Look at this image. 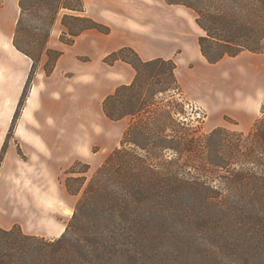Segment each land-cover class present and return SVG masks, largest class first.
Masks as SVG:
<instances>
[{"label": "trees", "instance_id": "16d2710c", "mask_svg": "<svg viewBox=\"0 0 264 264\" xmlns=\"http://www.w3.org/2000/svg\"><path fill=\"white\" fill-rule=\"evenodd\" d=\"M167 1L196 13L209 63L264 53V0ZM19 6L13 43L32 67L8 137L41 59L47 57L43 68L51 75L63 54L48 45L59 15L67 45L86 30L112 31L86 13L84 0H19ZM117 61L136 71L102 103L109 119H129L120 146L90 178V164L80 160L67 171L64 185L78 200L60 237L26 233L18 223L0 226V264H264V103L244 148L226 138L233 134L226 127L209 134L191 129L184 102L176 99L178 93L183 100L184 90L174 58L144 59L123 46L104 57L110 66ZM6 148L7 141L0 171ZM230 162L253 165L235 172L226 169ZM223 179L226 192L217 182Z\"/></svg>", "mask_w": 264, "mask_h": 264}, {"label": "rangeland", "instance_id": "374dc122", "mask_svg": "<svg viewBox=\"0 0 264 264\" xmlns=\"http://www.w3.org/2000/svg\"><path fill=\"white\" fill-rule=\"evenodd\" d=\"M110 1L113 5L117 4L116 0ZM84 3L88 15L91 9H98L96 0H84ZM119 3L125 11L143 14L145 19L163 16L168 1L120 0ZM184 7L187 13L175 18L174 40L192 44L195 43V37L205 35V31L194 21L196 13ZM108 25L112 28L111 35H115V41L126 38L122 34L128 30L126 23ZM63 30L59 15L48 45L61 50L63 54L51 75H47L43 68L47 59L43 56L36 72L37 77L32 83V86L35 81L40 84L39 91L47 95L40 111L41 122L31 123L32 130L41 136L43 149H39L38 139L27 143L30 153L25 154L19 149L26 163L17 167L11 163L7 177L0 184V217L21 219L27 225V232L36 230L51 239L55 236L53 229L58 232V228L67 226L78 200V196L70 194L64 185L67 171L80 160L90 164L91 168L86 173L90 178L106 157L120 146L123 131L129 123L128 118L113 121L102 110L104 98L128 79L122 76L120 70L104 62L107 54L102 53L98 44L92 46V40L79 43L78 46L63 43ZM150 45L144 38L141 47L146 51ZM81 50L90 51V54H81ZM210 64L201 65L194 74L185 72V65L181 67L187 88L182 86L183 100L178 93L176 99L184 102L185 120L192 130L199 127L201 134H209L216 127H226L233 133L226 138L242 142L245 148V143L254 138H247V131L253 128L257 119L263 117L264 53L248 52L246 55L226 57L217 65ZM177 74L179 77L178 67ZM10 127L11 124L8 134ZM239 131L246 134L239 137ZM14 132L7 138V145ZM168 155L176 157L177 154L171 151ZM252 165L230 162L226 169L237 172L241 167ZM226 175L232 176L229 173ZM217 182L226 192V180ZM238 189L245 190L244 187Z\"/></svg>", "mask_w": 264, "mask_h": 264}, {"label": "crops", "instance_id": "0c3cea01", "mask_svg": "<svg viewBox=\"0 0 264 264\" xmlns=\"http://www.w3.org/2000/svg\"><path fill=\"white\" fill-rule=\"evenodd\" d=\"M96 1L98 9L94 11L91 9L89 15L98 21L111 24L112 26H116V22L126 23L128 30L122 33L126 35V38L122 41H115L113 39L115 35L112 36V32L104 34L98 30L90 29L77 37L74 46H78L79 43H84L90 39L92 40V43L90 42L92 46H97L98 44L102 48V53L107 55L123 46H132L144 59L156 57L174 58L178 63L179 79L182 86H185L181 73L183 65L186 67H184L186 69L185 72L194 74L201 65L210 64L201 51L198 42L199 36L195 37V43L192 44H182L174 40L176 38L175 18L179 14L184 15L187 13L184 6L165 3V13L163 16H153L144 19L143 14L136 15L125 11L119 3L120 0H116V5H113L110 0ZM19 15V0H0V154L7 141L9 126L13 121L32 67V59L18 50L13 43ZM194 21L196 22V19ZM144 38L151 43L146 51L141 47ZM79 52L81 54H90V51L85 50ZM246 53L248 52H243L239 56L246 55ZM224 60H226V57L215 63V65ZM111 67H115L121 71L122 76L128 79L126 83H130L136 75L133 66L123 61H117ZM39 89H41L40 84L35 81L17 121L14 136L7 145L0 171V184L7 177V172H9L7 169L10 168L11 163H14L15 167L26 163V159L19 153V149L23 150L25 154L30 153L27 143L37 139L39 140L37 141L39 149H43L41 136L37 135L31 128L32 122H41L40 111L45 99H47V95L44 96ZM17 223L23 226L22 228L26 233L45 236L36 230L27 232V225L21 219L12 220L0 217V226L4 228H11ZM65 229V225L58 228V232L53 229V233H55L53 238L60 237Z\"/></svg>", "mask_w": 264, "mask_h": 264}, {"label": "bare ground", "instance_id": "6f19581e", "mask_svg": "<svg viewBox=\"0 0 264 264\" xmlns=\"http://www.w3.org/2000/svg\"><path fill=\"white\" fill-rule=\"evenodd\" d=\"M71 213V212H70Z\"/></svg>", "mask_w": 264, "mask_h": 264}]
</instances>
